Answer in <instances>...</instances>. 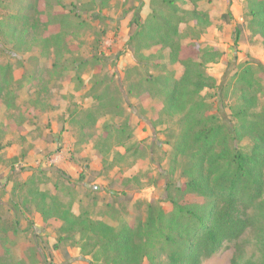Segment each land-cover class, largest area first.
Listing matches in <instances>:
<instances>
[{
	"label": "rangeland",
	"instance_id": "obj_1",
	"mask_svg": "<svg viewBox=\"0 0 264 264\" xmlns=\"http://www.w3.org/2000/svg\"><path fill=\"white\" fill-rule=\"evenodd\" d=\"M62 4L81 18L80 24L76 18L66 19L63 39L70 47L69 52L46 47L50 54L39 56L38 47H33L37 43L32 38L33 30L17 47L6 46L17 49L22 66H18L16 59L0 53V64L10 62L15 78L21 74L38 78L9 107L0 102V253L9 249L8 257L15 264L102 263L81 248L87 239L78 242V232L64 240L58 229L60 220L50 218L44 222L34 205L19 204L18 192L11 185L22 180H37L39 188L51 193L56 185L55 193L74 214L112 226H118L122 220L134 225L144 221L151 201L165 212L172 209L168 198L179 203L201 201L199 196L175 188L185 182L181 174L185 160L171 162V144L178 134L180 114L159 117L158 98L140 97L138 85L133 94L127 91L128 83H136L143 72L153 75L160 72L151 66L142 67L130 70L128 79H124L126 70L134 65L130 57L134 47L127 40L135 32L136 24L130 22L135 16L140 24L144 22L152 10L150 0H106L102 7L91 0H62ZM246 5V0H232L229 4L228 0L200 1L198 8L208 12L210 24L193 32L195 37L184 36L181 40L193 43L183 48V57L197 48L219 51L216 61L205 66V72L216 79L219 89L245 63L264 66L260 38L247 27ZM154 6L162 8L159 0L154 1ZM53 9L54 13L66 12L60 7ZM11 11L0 6V19ZM185 24L179 26L183 33L193 22ZM54 29L50 27L45 36ZM158 48L149 47L143 52L157 49L158 53ZM91 54L100 59L83 66L74 63L75 59L79 62ZM164 62L168 72L180 75L178 64ZM115 86L120 90V115L108 104L101 108L95 98L104 90L107 96H117ZM232 90L225 98L219 91L215 95V89L202 91L211 112L218 113L229 126L227 104L234 100ZM91 110L97 118L88 115ZM124 122L126 132L118 135L113 127ZM108 129L110 137L106 139ZM130 146L136 151H126ZM41 257L43 262L38 260ZM233 257L238 264H264V223L260 227L249 224L237 241L201 264H231ZM141 264H148L147 260L144 258Z\"/></svg>",
	"mask_w": 264,
	"mask_h": 264
},
{
	"label": "trees",
	"instance_id": "obj_2",
	"mask_svg": "<svg viewBox=\"0 0 264 264\" xmlns=\"http://www.w3.org/2000/svg\"><path fill=\"white\" fill-rule=\"evenodd\" d=\"M91 1L97 7L106 4V0ZM154 1L150 0L152 10L143 23L140 24L136 16L130 22L136 24L135 32L127 40L129 46L134 47L130 53L134 65L126 70L124 79H128L127 73L133 69L151 66L160 71L157 75L143 72L136 83H128L127 91L133 94L138 85L140 97L158 98V116L180 114L178 134L171 144V162L185 160L181 169L185 182L175 188L193 193L201 201L179 203L168 198L172 203L168 212L151 201L147 204L144 221L134 225L122 220L118 226H112L74 214L55 193L56 185L53 193L39 188V182L31 178L12 185L20 197V205H34L44 222L50 218L60 220L58 229L64 240L78 232V242L81 238L87 239L81 248L96 261L101 260V264H141L144 258L148 264H201L237 241L249 224L260 227L264 223V66L245 63L236 68L219 89L216 79L205 72L206 64L215 62L219 51L197 48L193 54L182 56L183 48L193 44L182 43V38L195 37L193 32L210 24L208 12L198 8V3L204 0H159L161 9L154 6ZM246 1L247 27L253 35L259 36L264 48V0ZM39 3L40 0H0L2 8L13 10L0 19V53L16 59L18 66H22V61L15 52L17 49L6 46L17 47L34 30L32 38L37 43L33 47H38L39 56L47 57L50 52L45 50L51 48L69 52L70 47L63 39L66 19L76 18L81 23L79 15L64 6L62 0H43L42 9ZM55 7L64 8L66 12L54 13ZM188 21L193 24L186 32H181L179 26ZM50 27L53 32L45 36ZM237 40L235 36L234 43ZM149 47H159V52L156 53V49L144 54ZM99 59L91 54L79 62L75 59L74 63L83 66ZM164 61L178 64L180 75L168 72ZM35 78L37 76L24 74L15 78L10 62L0 64V102L9 107L23 89L37 83L38 78ZM230 88L234 91L233 102L227 104L231 126L218 113L211 112V105L202 94L205 89H215V95L221 92L225 98ZM114 89L117 96H107L104 90L95 98L101 108L108 104L120 115V90L116 86ZM88 115L96 117L93 110ZM126 126L124 122L113 130L121 135L126 132ZM109 137L108 129L106 139ZM243 140L246 142L241 143ZM129 149L136 151L134 146L127 147L126 151ZM61 176L70 183L64 174ZM8 251L0 253V264H15L9 259ZM40 259L43 262V258ZM238 262L236 257L231 260V264Z\"/></svg>",
	"mask_w": 264,
	"mask_h": 264
},
{
	"label": "crops",
	"instance_id": "obj_3",
	"mask_svg": "<svg viewBox=\"0 0 264 264\" xmlns=\"http://www.w3.org/2000/svg\"><path fill=\"white\" fill-rule=\"evenodd\" d=\"M232 0H228V4H229V2H231ZM234 2V1H233ZM6 181H9V180H6ZM11 188H12V185H11Z\"/></svg>",
	"mask_w": 264,
	"mask_h": 264
}]
</instances>
